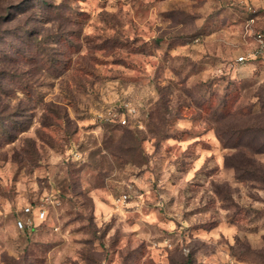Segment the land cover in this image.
<instances>
[{"label": "rangeland", "instance_id": "374dc122", "mask_svg": "<svg viewBox=\"0 0 264 264\" xmlns=\"http://www.w3.org/2000/svg\"><path fill=\"white\" fill-rule=\"evenodd\" d=\"M257 33L264 0H0V264H264Z\"/></svg>", "mask_w": 264, "mask_h": 264}, {"label": "built area", "instance_id": "2783aa9c", "mask_svg": "<svg viewBox=\"0 0 264 264\" xmlns=\"http://www.w3.org/2000/svg\"><path fill=\"white\" fill-rule=\"evenodd\" d=\"M255 40H256V42L258 44V52L264 54V33H257L255 35ZM244 61H245L244 57L241 56V57L238 58V62L239 63H243ZM123 123H125V120H123ZM25 212L29 213L30 212V208H26ZM39 214H40L39 215L40 218L44 217V212H40ZM18 226H19V228H23L24 224L21 221H19L18 222Z\"/></svg>", "mask_w": 264, "mask_h": 264}, {"label": "trees", "instance_id": "16d2710c", "mask_svg": "<svg viewBox=\"0 0 264 264\" xmlns=\"http://www.w3.org/2000/svg\"><path fill=\"white\" fill-rule=\"evenodd\" d=\"M219 105H220V107H219L218 109H216L217 111H218V110H219V111L226 110V109L228 108V106H229L228 103H227V104H225V103H221V104H219ZM203 106L208 107L206 104H204ZM22 229H25V227L22 228ZM188 263L191 264L190 262H188Z\"/></svg>", "mask_w": 264, "mask_h": 264}]
</instances>
